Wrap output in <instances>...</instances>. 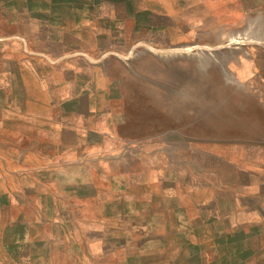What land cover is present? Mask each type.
<instances>
[{"label":"rangeland","instance_id":"374dc122","mask_svg":"<svg viewBox=\"0 0 264 264\" xmlns=\"http://www.w3.org/2000/svg\"><path fill=\"white\" fill-rule=\"evenodd\" d=\"M254 190L264 0H0V264H264Z\"/></svg>","mask_w":264,"mask_h":264},{"label":"crops","instance_id":"0c3cea01","mask_svg":"<svg viewBox=\"0 0 264 264\" xmlns=\"http://www.w3.org/2000/svg\"><path fill=\"white\" fill-rule=\"evenodd\" d=\"M253 197H255V198H258V199H260V201H262L263 202V198H264V191H262V190H259V191H257V190H254V192H253ZM264 203V202H263ZM248 237H245V238H241L239 241L240 242H242V241H244V243L246 242L247 243V239ZM240 242H238V243H240Z\"/></svg>","mask_w":264,"mask_h":264}]
</instances>
